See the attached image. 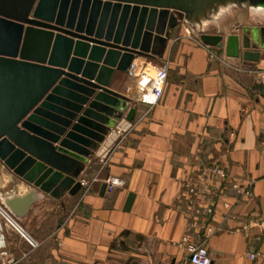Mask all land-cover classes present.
<instances>
[{
  "label": "crops",
  "instance_id": "obj_1",
  "mask_svg": "<svg viewBox=\"0 0 264 264\" xmlns=\"http://www.w3.org/2000/svg\"><path fill=\"white\" fill-rule=\"evenodd\" d=\"M232 5L174 27L162 58L136 55L141 65L170 63L159 103L140 102L135 78L115 71L110 87L131 102L79 176L92 182L87 191L55 198L0 160V201L23 229L0 218V264H191L186 243L202 241L207 225L213 264H264L248 256L264 252V49L258 61H245L200 38L264 25L263 5ZM212 165L226 178L202 181L195 197L187 195L184 182ZM107 179L120 184L101 192ZM251 181L252 195L238 200L232 183ZM31 192L23 214L7 205L12 199L23 207ZM196 203L213 212L194 215Z\"/></svg>",
  "mask_w": 264,
  "mask_h": 264
},
{
  "label": "water",
  "instance_id": "obj_2",
  "mask_svg": "<svg viewBox=\"0 0 264 264\" xmlns=\"http://www.w3.org/2000/svg\"><path fill=\"white\" fill-rule=\"evenodd\" d=\"M243 2L264 6V0H0V160L55 198L76 194L87 161L131 102L110 87L115 71L127 72L136 55L162 58L172 29L187 18ZM200 38L256 62L264 25L226 37L202 31ZM135 114L129 107L126 119ZM34 198L31 192L23 207L12 199L7 205L23 214Z\"/></svg>",
  "mask_w": 264,
  "mask_h": 264
},
{
  "label": "built area",
  "instance_id": "obj_3",
  "mask_svg": "<svg viewBox=\"0 0 264 264\" xmlns=\"http://www.w3.org/2000/svg\"><path fill=\"white\" fill-rule=\"evenodd\" d=\"M170 68V63L167 60H162L159 63L155 64H145L141 65L140 63L133 61L128 74L131 77H134L136 80L137 89L139 91V101L147 104L148 106H153L159 103L164 95L165 86L168 78V71ZM264 81V73L260 74L259 82ZM120 134L124 133L125 130H119ZM232 134V133H231ZM227 173L225 169L220 165L206 166L199 169L196 173L192 175L187 181L184 182V192L189 196H196L198 194V185L202 181H207L213 178H226ZM98 177L95 176L92 181H97ZM82 186L86 187V191L91 186V181L88 183L85 179H82ZM120 184L118 179H107L106 180V190L112 192ZM252 185L253 181L249 182L247 185H241L239 182L232 183V189L236 193L238 200L252 195ZM225 206H228V203H224ZM192 213L194 215H200L202 213L211 214L213 208L209 205H200L196 203L192 206ZM0 218H2L7 224L13 226L20 232H23L22 227L19 225L14 215L11 213L9 208L0 201ZM211 226L207 225L205 227V234L202 241L193 242L187 241V238L184 237L186 243V249L188 251V259L191 264H213V260L209 254L208 248L206 246V240L208 236L212 233ZM30 242L33 246H36V243L30 239ZM248 256L253 260H263L264 261V252L251 249L248 251Z\"/></svg>",
  "mask_w": 264,
  "mask_h": 264
},
{
  "label": "rangeland",
  "instance_id": "obj_4",
  "mask_svg": "<svg viewBox=\"0 0 264 264\" xmlns=\"http://www.w3.org/2000/svg\"><path fill=\"white\" fill-rule=\"evenodd\" d=\"M231 6H233L232 4L231 5H228L226 7H223L224 9H233Z\"/></svg>",
  "mask_w": 264,
  "mask_h": 264
}]
</instances>
